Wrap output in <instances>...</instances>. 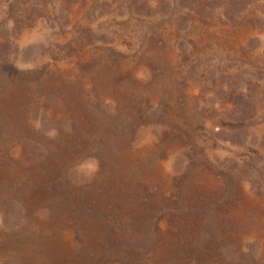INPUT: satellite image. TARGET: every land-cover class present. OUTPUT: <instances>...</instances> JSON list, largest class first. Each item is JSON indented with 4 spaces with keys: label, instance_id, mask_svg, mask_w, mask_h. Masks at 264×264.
I'll return each mask as SVG.
<instances>
[{
    "label": "rangeland",
    "instance_id": "obj_1",
    "mask_svg": "<svg viewBox=\"0 0 264 264\" xmlns=\"http://www.w3.org/2000/svg\"><path fill=\"white\" fill-rule=\"evenodd\" d=\"M0 264H264V0H0Z\"/></svg>",
    "mask_w": 264,
    "mask_h": 264
}]
</instances>
